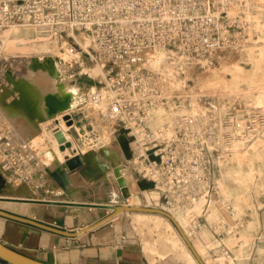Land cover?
Masks as SVG:
<instances>
[{
  "label": "built area",
  "instance_id": "2783aa9c",
  "mask_svg": "<svg viewBox=\"0 0 264 264\" xmlns=\"http://www.w3.org/2000/svg\"><path fill=\"white\" fill-rule=\"evenodd\" d=\"M18 24L67 39L72 52L86 54L104 68L105 87H97L76 107L81 118L70 115L69 131L81 128L83 142L92 140L94 147L102 132L122 133L130 142L138 181L160 193V209L174 217L189 210V237L210 226L206 215L216 190L217 164L234 141L248 144L257 134L250 133L251 125L232 132L228 122L241 110L191 109L155 128L152 111L175 103L180 108L181 102L165 96L163 76L144 53L174 52L190 61L245 49L264 31V0H0V53L3 31ZM81 33L91 40L87 50L78 41ZM87 103L94 106L88 109L90 117L84 115ZM250 115L260 119L261 130L263 114ZM1 155L2 173L33 185L41 165L28 149L9 147ZM199 205L203 211L196 217L192 212ZM220 249L231 258L224 244Z\"/></svg>",
  "mask_w": 264,
  "mask_h": 264
},
{
  "label": "rangeland",
  "instance_id": "374dc122",
  "mask_svg": "<svg viewBox=\"0 0 264 264\" xmlns=\"http://www.w3.org/2000/svg\"><path fill=\"white\" fill-rule=\"evenodd\" d=\"M9 29H6L5 31ZM5 31H3L1 35V41L3 40ZM55 38H57L55 39L56 41L53 40L54 43L49 45L50 47H48V51L46 55L48 56L52 55L53 57L58 59L57 64L60 67L67 66L66 68L63 69V72H64L65 77L70 82V84L82 87L86 94V98L88 97L90 93L96 91L97 87L99 88L105 87V83H104L105 80H103L102 78L97 79L93 75H91V73L89 72L90 70L92 72V71H95L96 69H99L100 68L99 66L101 65H97L96 63H93L86 54L78 55V57H76V60H73L72 63L70 64L63 63L57 50L63 47L64 41L67 42V39L61 40L58 37H55ZM55 44L58 48L57 50L54 47ZM85 49L87 50L88 48H85ZM262 52H264V35L261 34L259 38L250 40V42L247 44V47L245 49L233 50V51L226 50L222 52H216L206 57L205 59H201V60L199 59V60L187 61L183 59L179 54H176L174 52L166 53L167 54L166 60L163 61L161 66L156 69H159L160 74L163 76V83L165 84V96L168 99L175 98L177 100H180L181 106L179 108V106H176L177 103H175L173 105L174 108H171V107L170 109L159 108L152 112L155 114L160 113L163 116L165 122L168 123L178 113L186 112L191 109H194L198 113H204L210 110L222 111V110H227V109L230 111H237V110L246 111L252 108L254 110L256 108L254 106V103L256 102V97H257V92H258L257 86L250 85L242 80L238 88H232L233 87L232 68L238 65L241 68H243L246 72H251L253 70V66L255 62L261 58ZM37 54L39 56V53H37L36 51L35 52L30 51L28 45H25V46L22 45L21 49H18L16 53H9L5 50L1 51L0 53V81L1 79L5 81L6 73L9 70L22 71L20 72V79L22 78L23 79L18 82L24 83L27 85H32L33 88L39 90L40 92H43L46 95H50L53 91L52 89L50 90V88L54 86L50 82V78H48L42 72L33 71V69L31 68V62L33 61V59L37 57ZM86 68H89V69L86 70ZM170 71H172L173 73H171ZM168 73L171 75V79L174 80L175 84L179 86H173L169 84L170 77L169 76L164 77L165 74L168 75ZM11 77H7L8 78L6 79L7 82ZM14 84H13V87H14ZM15 93H18V91L14 87L13 94L11 97L15 96ZM87 104L88 105L86 107V110L94 107L89 103ZM79 105L80 104H77L76 107ZM199 109H203V110H199ZM78 110L80 111V108H78ZM16 112L17 113L13 117V121H15V119L19 117L21 114L27 113L24 110H18ZM82 112L84 113L83 110ZM84 115L90 117L92 115V110L90 111L88 110L87 112L84 113ZM245 115H247V112L245 113ZM59 117L61 119L62 115L58 117H56L55 115L50 116V117H46L43 115L41 116V118H45L48 120L56 119ZM63 118L64 117H62V119L59 121V124H57L56 128L54 126L55 130L52 132L47 131L48 128H46V126H48L51 122V121L49 122L47 121L48 125H45L44 127V132H45L44 135L37 136L41 138V143H40L41 145L45 147H49L51 145L48 142V139L46 136L50 133H57L59 131L60 124L64 120ZM65 123H66L65 125L66 131L68 132L69 136H71V139L74 140L77 146L76 149L77 150L80 149L79 156L83 158L84 160L83 167H85L83 169L84 170L83 172L87 173L86 170H88V165L87 166L85 165L90 163L91 168H90V171H88L90 174L95 175V176L97 175L102 176V177L98 176V179L101 180L102 182L108 181L109 179L112 178L113 184H114L113 189H115L116 192L118 191L119 195H121V193H125V190H129L130 192V187L126 181H125V185L127 186V188L121 189L119 181L115 176L108 175L106 172H103L99 169L94 168L92 161L88 159V153H91V152L98 153V152L103 151L104 147L107 146V143H108L107 135H112V134H108L109 133L108 131L102 132L103 137L102 136L99 137V139L101 138L99 140L100 145H97V147H94V143H93L94 141L92 140H91V143L90 141H85V143L83 142V139H82L83 134L80 131L81 128H79L77 132L75 131V135L77 134L78 136L77 139L81 141L78 144V141H76L77 139L73 136L74 132L70 133L69 129L71 128L69 127L67 122ZM10 125L14 126L17 124L12 123ZM153 125L155 128H160L159 126L155 124ZM31 136H33V133L29 131L25 135L22 133L20 138L22 140H27L26 142L29 145L30 150H32V152L35 155L40 157V152L44 150L43 146L39 144L30 143ZM262 136H264V133ZM112 137L110 139V142L113 141V143L118 144L119 141L116 142L117 137H115V135H112ZM119 139H122V136H119L118 140ZM261 141L264 144V137L263 139L261 138L259 142ZM60 144H62V142H60ZM253 146H254V143H252L248 147L243 146V148H246L247 152L249 153L248 155L253 153ZM2 149H3L2 141H0V161L3 160V157L1 155L3 151ZM226 153L229 155V151H227ZM232 157L233 155L231 157H226L224 166L231 167L232 165H235L236 167H240L238 163L230 161ZM40 158L44 164V159L42 157ZM247 162H248V159L247 160L243 159L242 164H241L242 169H244L245 171L248 170L249 168V163ZM254 164H255L256 169L261 171L262 173L261 175H258L255 177L254 182L252 184V189L250 190V193H248L251 204H252V208L248 210H242L243 208L242 209L237 208L238 210H234L231 205V202H229L224 196H222V194H220V190H219L220 182L223 181L225 185L231 190L235 189L238 186V182L234 178L232 179L231 177L223 178L222 163L219 162V164H217L216 173H215L216 190L212 196L211 202L209 203V211H208V214L206 215V219L209 221V224L215 227L217 233L226 235V238L224 239V241H222V244H224L230 250L232 255L230 259L225 256L223 257L221 255L222 253L220 249L221 244L219 241H217L212 246V247L217 248L216 249L217 257L213 259V262H219L222 260V258H224V259H227V262L237 263V260H234L236 256L233 250L227 245L226 240L227 238H232V240H234L235 242V246L239 248L241 243H243L244 241L242 235H246L248 239V244L244 245L247 252L242 254L243 259L248 260V264H258L259 263V258L261 257L260 252H259L260 250H262V256H264V155L261 157L255 158ZM46 166L50 169V171H52L49 165L46 164ZM40 168L41 170L37 172L36 174H34V176L38 177L39 174L40 175L45 174V179L43 178L44 175H42L43 176L42 179L46 181L48 178H50V175L48 172L45 171V168H43L42 166ZM79 170L72 171L69 168L70 179L67 180L68 183L65 188L67 192L71 191L72 186L73 187L78 186V180L80 178V174L78 173ZM2 174L3 176L5 175L4 173ZM128 176L130 178H133V181H135L138 190L136 193L130 192V194L126 196V198H123V196H121L122 197L121 202L123 203L126 201L127 205L129 206L131 205V206H136V207L160 209L162 205V202L159 196L160 193L156 191L155 187L152 184H148L145 181L144 182L138 181L139 176L133 170L132 164H129ZM9 178L12 180L11 183L15 187L29 186V188L32 189V185L30 183L20 182L17 176H12ZM17 190L19 191V189ZM0 193H2L1 190H0ZM80 194L81 193H69V194L64 195L63 197H57L56 193L43 194V193H37L33 190V194L28 197L32 199H36V200L40 199V200H48L52 202L56 200L60 202L63 201V202H76V203H99L96 200L95 201L94 200H84L83 196H81ZM103 194L106 199H107L106 196L110 195L112 201H117V198L112 197L113 196L112 193H94V197L98 198L102 196ZM131 199H134V201L131 202ZM28 204L33 205L36 203H28ZM215 206L219 209L220 213L225 219H221L217 222L211 221V219L209 218V215L215 209ZM0 207H2L3 209L5 207L6 209H10V208L14 209V207H17V206H14L11 204H7V205L0 204ZM82 207H87L88 209L73 210V213L80 215L81 217H86V219H92L93 217H95V219H98L99 217L101 218L105 217L103 220L113 215V210L110 207H105V208L100 207V206L99 207L82 206ZM100 208H103V210L100 211L99 210ZM201 211H203V205L196 206L193 209L192 213H194L193 215L197 217L202 214ZM180 214H181V219L185 220L184 222L186 223V225H191V223L193 222V218H190L189 210L187 212L184 211L183 213H180ZM61 215H64V214H61ZM133 215L134 213L127 214V216H125L127 217L126 222L127 224H132L133 229L135 228L137 233L139 234L133 222ZM108 221L103 223V225L108 223ZM226 226H228V228H226ZM203 251H205L207 253L206 256L210 258L209 247L206 249H203Z\"/></svg>",
  "mask_w": 264,
  "mask_h": 264
},
{
  "label": "bare ground",
  "instance_id": "6f19581e",
  "mask_svg": "<svg viewBox=\"0 0 264 264\" xmlns=\"http://www.w3.org/2000/svg\"><path fill=\"white\" fill-rule=\"evenodd\" d=\"M28 27L30 26L25 24H18V25H14L11 29L5 31L2 40L1 50L2 51L5 50L9 53H16L18 49H21L22 45L24 46L28 45L30 51L32 52L36 51L37 53H39V56L37 54V57L36 58L34 57L37 62V67L35 68L32 67V69L35 72H42L48 78H50V82L54 85L53 87L50 88V90L52 89L53 91L50 95H46L43 92H40L39 90L33 88L32 85L15 82L14 87L19 93V98L13 103H8L5 112L9 114L8 117L6 116L8 120L13 121V117L17 113L16 111L18 110L26 111L27 113L21 114L19 117L15 119V122L24 124L30 130L35 131L36 130L35 127L36 125H34L35 120L41 118L42 115L46 117L51 116L47 102L48 97L53 96L55 98L56 106H58L60 103L64 102L65 100L70 99V107L64 108L57 115H55L56 117L61 115L62 117H64L70 115L69 114L70 111L74 109L77 104H81L83 103V101H85L86 94L82 87L70 84L68 79L65 77L63 69L66 68L67 66L60 67L57 64L58 59H56L52 55L51 56L46 55L48 51V47H50L49 45L54 43L53 40L56 41L55 40L57 39L55 38L56 36L40 34L39 32H37L36 29L34 28L31 29L32 27L30 28ZM263 28H264V24H263ZM262 35H264V31ZM78 41L85 48H89L92 46L91 40L83 33L79 34ZM54 47L56 48V50L58 49L56 44ZM57 51L63 63L70 64L72 63L73 60H76V57H78V55H80V54H76V52H72L69 44L66 41H64L63 47L58 49ZM144 55L147 58H149V62L151 66L154 68L160 67L163 61H165L167 58L166 53H156L148 50L145 51ZM261 55H262L261 58L255 62L253 66V70L251 72H246L243 68H241L238 65L232 68V74H233L232 88H238L240 82L243 80L250 85H256L258 89L256 102L254 103V106L256 108L254 110L250 108L246 111L235 112L237 118H233L232 121L228 122L230 126H233L232 128L233 133H235V130L237 129L238 130L240 128L247 129V126L251 125L249 129L250 133L257 135L252 139L251 142H248V144H243L242 142L234 141L232 150H229V155L225 153L224 160L220 161L223 167L222 169L223 178L231 177L232 179L234 178L238 182V186L232 190L229 189L223 181L220 182L219 184L220 194H222V196H224L229 202H231V205L234 210H238L237 208L240 209L243 208L242 210H248L252 208V204L248 193H250V190L252 189V184L254 182L255 177L261 175L262 173L261 171L256 169L254 164V159L264 155V150H262L264 149V144L262 141L259 142L260 139L261 138L263 139L264 137L262 136L264 133V126L262 125L263 127L261 128V130L258 129V125L260 124V119H256L255 117H252L250 115L251 113H255L259 111V113L263 114L264 116V52H262ZM99 67H100L99 69H96L95 71L92 72L90 70L89 72L95 78L97 79L102 78L105 80L104 68L102 66ZM88 69L89 68H86V70ZM170 72L173 73L172 71ZM166 76L170 77L169 78L170 85L179 86L176 85L174 80L171 79V75L169 73L168 75L165 74L164 77ZM12 94H13V90L0 91V102L6 99H10ZM199 110H203V109H199ZM221 112L226 113V112H230V110L228 109L222 110ZM246 112L247 115H245ZM3 114L5 116L4 112ZM65 122L66 121L64 120L61 122L59 127L60 129L57 133H50L46 136L48 142L51 144V146L54 149V154L50 151L49 147H45L40 144L41 138L39 137H35L34 139L31 140L30 143L39 144L43 146L44 150L40 152V157L44 159V164L49 165L53 173L63 170L66 173L67 180H69L70 177H69L68 159H74L78 157L79 154L76 153L77 146L74 140L71 139V136H69L68 132L66 131ZM71 122L72 121H70V123ZM151 122L159 127H163L167 124L160 113L155 114L153 112L151 113ZM231 122L233 124H231ZM111 137L112 135H107L108 143L107 146L104 147L103 151L98 153H92V152L88 153V159L92 161L94 168L106 172L108 175L115 176L117 179L118 176L116 174L117 172H119L120 176L128 183L130 187V192L136 193L138 190L137 185L135 181H133V178H130L128 176L129 164L134 163V161L133 162L127 161L125 152L122 149L121 145L115 144L113 143V141L110 142ZM60 142H62V144H60ZM252 143H254L253 153L248 155L249 153L247 152L246 148H243V146L248 147ZM60 147H65V150H61ZM232 155L233 157L231 158L230 161L238 163L240 167H236L235 165H232L231 167L224 166L226 157H231ZM243 159L246 160L248 159L247 163H249V168L246 171L241 167ZM1 174H0V190L2 191V193H0V199H2L3 202L13 203L17 201L36 200L28 197L33 194V190L29 188V186L15 187L12 185L11 183L12 180L10 178H7L5 175L3 176V174L2 175ZM17 189H19V191ZM62 194L63 193H59V195ZM133 201L134 199H131V202ZM53 202H60V201L55 200ZM174 214L177 222L181 225L183 230L187 234H189L191 232V228H190L191 225H186V223L184 222L185 220L181 219L180 213H174ZM209 218L211 219L212 222H217L221 219H225L216 206L215 209L209 215ZM133 222L139 234L141 235L146 253L149 252L156 253L157 246L162 243L171 246L173 249L177 248L178 243H182V240H180L179 236L174 232L172 223L164 216L157 214L134 213ZM242 237L244 241L243 243H241L239 248L235 246V242L234 240H232V238H227L226 240L227 245L233 250L236 256L234 260H237V263L230 262V264H248V260L243 259L242 256V254L247 252L244 245L248 244V239L246 235H242ZM259 252L261 257L259 258L258 264H264V256H262V250H260ZM199 254L206 261L209 260V258L206 256L207 253L205 251L200 250ZM191 259L193 264H197V260L193 258ZM226 262L227 259L222 258L221 261L213 262L212 264H227Z\"/></svg>",
  "mask_w": 264,
  "mask_h": 264
},
{
  "label": "crops",
  "instance_id": "0c3cea01",
  "mask_svg": "<svg viewBox=\"0 0 264 264\" xmlns=\"http://www.w3.org/2000/svg\"><path fill=\"white\" fill-rule=\"evenodd\" d=\"M20 72L22 71H7L5 81L2 79L0 81V91L13 90V84L23 79H20ZM7 77H11L8 80L9 83L6 80L8 79ZM18 98L19 94L15 93V96L0 102V115L3 114V112L5 113V116L4 114L0 116V141H2V150L9 147L11 149H28L40 165L45 168V171L49 173L50 178L46 181L44 180L45 174H39L38 177L34 176L33 182L35 184L33 183L32 189L37 193H56L57 197H63L69 193H81L80 195L83 196L84 200H96L99 203L61 201L59 203L63 202L66 205H29L25 202H0V204H11L17 206L14 207V209H6V207L3 209L0 207V210L75 233L82 228L97 225L105 217H99L101 219H95V217L92 219H86V217L74 214L73 210L88 209L87 207L82 206H100L105 208L127 205L126 201L123 203L121 202V196L126 198L128 195L125 193H121V195H119L118 191L116 192V190L113 189L114 184L112 178L108 181L102 182L98 179V176L100 175L95 176L88 172L91 168L90 163L85 165H88V170H86L87 173L83 172L85 167H82L78 171L80 174L78 186H72L71 191L68 192L62 188V186L51 176L53 171H50L46 165H43L41 158L30 150L29 145L26 142L27 140H22L20 138L22 133L25 135L29 131L33 133L31 140L39 135H44V127L45 125H48L47 121H51L50 124L46 126V128H48L47 131L52 132L55 130L61 119L59 117L52 119V121L45 118H38L34 121V125H36L35 131L30 130L24 124L9 121L7 118L9 114L5 112L6 107L8 106V103H13ZM70 115H73L78 119L81 118V112L78 111L77 108L71 110ZM9 123H16L17 125L12 127ZM70 133H73V136L76 139L78 138L77 134L75 135V131H70ZM119 136H122V134H117L115 136L117 137L116 142L119 141ZM76 141H78V144L81 142L79 139ZM49 149L54 154V149L51 145L49 146ZM42 175H44V177ZM42 177L44 179H42ZM59 193L63 194L60 196ZM94 193H112V197L117 198V201H112L110 195L106 196L107 199L104 197V194L98 198L94 197ZM103 208H100L99 210L102 211ZM125 216H127V213L112 218L108 221V223L94 228V231L91 230L89 232L79 234L75 238L64 237L0 217V242L25 256L45 264H193L191 258L197 260L174 226V232L179 236V239L182 240V243H178L176 249L162 243L157 246L156 253H146L141 235L137 233L135 228L133 229L132 224H127V217ZM206 221L209 223L207 219ZM209 225L210 226H207L204 230L197 232L193 237L188 236L198 253L200 250L209 247V261L202 258L206 264H209L210 261V263H213V259L217 257V248L212 247L213 244L217 241L222 244V241L226 238L225 234L221 236L211 224ZM226 263L230 264V262ZM197 264H199L198 261Z\"/></svg>",
  "mask_w": 264,
  "mask_h": 264
},
{
  "label": "water",
  "instance_id": "95a60500",
  "mask_svg": "<svg viewBox=\"0 0 264 264\" xmlns=\"http://www.w3.org/2000/svg\"><path fill=\"white\" fill-rule=\"evenodd\" d=\"M32 67H34V68L37 67V62L35 59H33V61L31 62V68ZM47 102H48V106L50 109L51 116L57 115L64 108L70 107V99H67L64 102L60 103L58 106H56L55 105V98L53 96H50L47 98ZM63 119H64V121H66L68 123L69 126L72 125V123H70V115L64 116ZM119 143L125 152L127 161H131L133 158V152H132L129 140L126 137H122V139H119ZM61 150H65V147H61ZM83 165H84V160L81 156H78L74 159H68V166L72 171L79 170L81 167H83ZM116 175L118 176L120 188L126 189L127 186L125 185V180L120 176L119 172H117ZM51 176L62 186V188H64V189L66 188L68 182H67L66 173L63 170H60L56 173H51ZM125 194L129 195L130 194L129 190H125ZM1 201L3 202L2 199H0V202ZM17 202L49 204V205H66L64 203L52 202V201H41V200L17 201ZM110 208H112V210H113V215L111 217L101 221L97 225L82 228L81 230H79L75 233L68 232V231H65L62 229H58V228L46 225L44 223H41V222H38V221H35L32 219L17 216V215L11 214V213L3 211V210H0V217L5 218L7 220H12V221H16L19 223H23V224H26V225H29V226H32V227H35V228H38V229H41L44 231H48L51 233H55V234L64 236V237L75 238L79 234L89 232V231L93 230L94 228H96V227L102 225L103 223L107 222L108 220L115 218V217H118L124 213L157 214V215H161V216L166 217L175 226V228L177 229V231L179 232V234L181 235V237L183 238V240L185 241V243L187 244V246L189 247V249L191 250V252L195 256V258L197 259L198 263L199 264H206L204 262V260L202 259V257L200 256V254L198 253V251L193 246V244L190 241V239L188 238L186 232L183 230L181 225L177 222L175 217L172 216L171 214H169V213H167L161 209H157V208H145V207H136V206H129V205L116 206V207H110ZM0 264H45V263L37 261V260L30 258L28 256H25V255L13 250V249L7 247L6 245H4L3 243L0 242Z\"/></svg>",
  "mask_w": 264,
  "mask_h": 264
}]
</instances>
